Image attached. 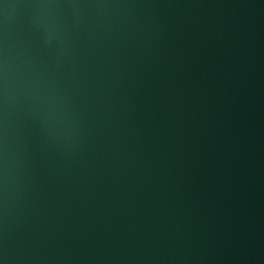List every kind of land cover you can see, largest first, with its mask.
I'll return each instance as SVG.
<instances>
[{
    "label": "water",
    "instance_id": "95a60500",
    "mask_svg": "<svg viewBox=\"0 0 264 264\" xmlns=\"http://www.w3.org/2000/svg\"><path fill=\"white\" fill-rule=\"evenodd\" d=\"M0 264H264V0H0Z\"/></svg>",
    "mask_w": 264,
    "mask_h": 264
}]
</instances>
